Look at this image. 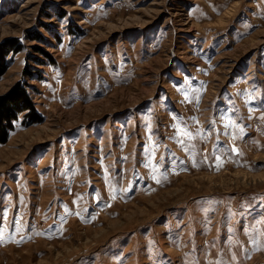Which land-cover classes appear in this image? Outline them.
Segmentation results:
<instances>
[{
	"label": "rangeland",
	"instance_id": "obj_1",
	"mask_svg": "<svg viewBox=\"0 0 264 264\" xmlns=\"http://www.w3.org/2000/svg\"><path fill=\"white\" fill-rule=\"evenodd\" d=\"M0 66V264H264V0H0Z\"/></svg>",
	"mask_w": 264,
	"mask_h": 264
},
{
	"label": "trees",
	"instance_id": "obj_2",
	"mask_svg": "<svg viewBox=\"0 0 264 264\" xmlns=\"http://www.w3.org/2000/svg\"><path fill=\"white\" fill-rule=\"evenodd\" d=\"M2 69L0 66V75ZM23 111H27L23 116V123L28 119L31 123L39 121L40 116L26 89L22 84H16L11 91L0 96V143L6 141L8 133L13 129V121L18 120L19 113Z\"/></svg>",
	"mask_w": 264,
	"mask_h": 264
},
{
	"label": "bare ground",
	"instance_id": "obj_3",
	"mask_svg": "<svg viewBox=\"0 0 264 264\" xmlns=\"http://www.w3.org/2000/svg\"><path fill=\"white\" fill-rule=\"evenodd\" d=\"M193 144V143H192ZM196 148V147H195ZM257 185V184H256ZM260 185V184H259ZM263 187V186H262ZM260 188V187H259ZM238 259V258H237Z\"/></svg>",
	"mask_w": 264,
	"mask_h": 264
},
{
	"label": "snow or ice",
	"instance_id": "obj_4",
	"mask_svg": "<svg viewBox=\"0 0 264 264\" xmlns=\"http://www.w3.org/2000/svg\"><path fill=\"white\" fill-rule=\"evenodd\" d=\"M219 166V165H218Z\"/></svg>",
	"mask_w": 264,
	"mask_h": 264
}]
</instances>
